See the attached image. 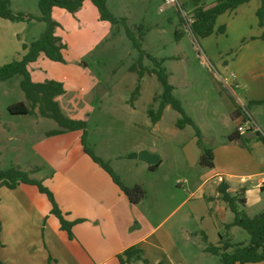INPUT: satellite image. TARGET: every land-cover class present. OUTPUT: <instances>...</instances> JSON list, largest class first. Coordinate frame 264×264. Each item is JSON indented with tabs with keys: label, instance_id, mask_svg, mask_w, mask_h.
I'll return each mask as SVG.
<instances>
[{
	"label": "rangeland",
	"instance_id": "rangeland-1",
	"mask_svg": "<svg viewBox=\"0 0 264 264\" xmlns=\"http://www.w3.org/2000/svg\"><path fill=\"white\" fill-rule=\"evenodd\" d=\"M214 1L177 0L169 5H163L162 0L106 1L108 10L116 17H124L136 37L142 32L141 48L163 59L162 66L173 86L172 94L194 125L179 127L177 121L182 114L169 105L154 125L147 109L158 107L162 91L159 81L154 74L145 72L139 81V92L132 98L138 83L139 52L126 37L123 25L100 20L90 0H84L75 14L60 7L52 10V18L58 23L55 35L65 44L64 61H52L40 54L27 65L33 81L54 79L63 83L64 92L55 96V100L65 116L85 121L86 145L117 175L120 173L122 179L142 183L147 190L140 203L131 205L124 222L126 227L143 235L169 214L162 225L169 229L173 243L154 240L165 248L151 251V258H159L157 264H220L216 255L205 250L208 244L217 245L218 233L227 234L233 242L249 240L243 228L225 227L233 219L231 211L226 209V216L224 212L222 215L216 202L207 204V196L215 195L218 171L236 159H250L247 145L250 139L229 141L228 136L243 122L239 117L234 118L235 113L232 117L233 107L239 106L242 115L248 114L252 107L240 94L246 89L259 92L261 76L244 69L253 60L251 55L259 61L264 50V27L257 24L258 18L251 7L254 3L250 2L219 15L210 35L193 34L188 18L194 6L196 3L209 6ZM37 3L38 0H10V7L13 11L38 16ZM183 16L186 23L181 22ZM222 24L225 29L218 32ZM44 28L45 23L36 19L24 22L0 18V66L20 58L22 44L37 38ZM252 36L258 39L256 43L250 40ZM141 65L148 69L153 66L145 56ZM20 79V75H14L0 81V169L18 166L27 170L29 166L39 165L41 170L37 175L47 177L48 182L65 181L72 193L76 192L75 205L83 196L94 213L101 166L83 153L80 130L48 137L44 135L46 130L59 127L53 119L40 115L37 109L32 114H11L7 110L16 101L28 104L19 86ZM256 108L259 128L264 130V105ZM255 139L259 140L257 136ZM206 149L212 151V166L199 163L200 154ZM140 150L158 156L161 163L157 171L151 173L148 164L137 158ZM130 153L136 154L132 161L126 159ZM160 179H166L161 191L155 189ZM236 192L241 195L240 191ZM254 194L252 189L247 192L250 205L243 207L249 216L259 207L253 202ZM43 198L48 202L45 194ZM184 198L187 199L178 206ZM190 213L196 216L183 222L189 230L187 235L172 228L180 216ZM211 213L217 221L225 219L226 223L218 231ZM137 218L140 226L135 223ZM90 225L96 226V220ZM107 226L110 237V224ZM110 262L119 264L116 259ZM127 264L146 263L132 260ZM243 264H264V261Z\"/></svg>",
	"mask_w": 264,
	"mask_h": 264
},
{
	"label": "crops",
	"instance_id": "crops-1",
	"mask_svg": "<svg viewBox=\"0 0 264 264\" xmlns=\"http://www.w3.org/2000/svg\"><path fill=\"white\" fill-rule=\"evenodd\" d=\"M250 2L254 3L251 7L256 14L260 0H249L243 4ZM250 40L256 43L258 39H256V36H252ZM260 47L262 46L260 45ZM22 53H24V50H22ZM253 55H251L253 60L250 59L248 67L244 71L250 73L253 71L256 76H261L258 80L259 92L256 93L255 91L246 89L240 95L246 98V101L252 105L247 116L259 127L256 118V107L262 103H251L249 101L264 99V50L260 53L258 62L254 60L255 57L253 58ZM235 86L239 87L237 84ZM238 102L241 105L240 99ZM235 109L236 106L231 110L232 117L234 113L236 114ZM235 116L234 118L239 117L242 119L243 115ZM160 118L154 122V125L159 123ZM47 131L49 130L44 132L45 136H48L46 135ZM51 136L55 135L48 137ZM248 139H250L247 142L250 159H236L231 165L218 171L216 173L218 176L216 186L220 180H224L229 184L231 192L241 191L245 199V206L247 207L250 205L247 192L250 189L254 190L255 194L252 199L259 206L256 212L258 213L264 208V186L260 187L264 184V143L261 140H256L255 137H248ZM126 159L132 161L135 157H127ZM85 163L90 165L88 161ZM87 164L84 165L87 166ZM149 165L147 167L148 171L151 173L157 171L158 165L154 169H149ZM90 169L92 170L93 168L91 167ZM22 170L30 173L29 177L40 180L42 183L44 182L43 184L51 190L59 210L64 214V218L68 221H73L71 227L73 237L69 238L67 233L59 228L57 218L50 213L51 205L49 206V201L47 202L43 198L44 194L39 192L36 186L20 183L14 188H8L0 183V261L2 264H113L110 261L113 259L117 260V254L132 245L142 250V257L146 259V264H157L159 258H151V251L153 249H161L163 251L165 248L154 240L159 241L161 239L164 242L173 243L169 229L164 228L162 225L169 214L151 226L150 230L146 231L143 235H140L139 231H132L129 226L126 227L124 222L129 217L131 205L140 203L144 198L137 203L129 202L104 169L100 168L98 170L103 175L102 173L99 174L100 184L96 186L98 202L96 208H94V213L90 212L91 205H89V202L83 196L77 199V206L75 205L76 202L73 200L76 201V192L73 194L65 181H62V184L56 183L55 180L48 182L47 177L37 175L41 170L39 165L29 166L27 170ZM98 171H95L96 175H98ZM118 174L119 178L127 186L142 184L139 182L128 183L122 179L120 173ZM51 177L53 178L54 176ZM247 183L250 184L249 189ZM165 184L166 179H160L155 183V189L161 191L164 189ZM256 189H259V191L257 192ZM145 192H147L146 189ZM186 199L184 198L178 206ZM212 201L217 203L219 212L222 215L224 212L226 216L225 210L228 207L225 202L218 198L217 191L215 195L207 196V204ZM151 207L152 211H150L153 212L154 207ZM194 214L190 213L189 215L180 216L172 228L176 229L179 233L184 232L182 234L187 235L189 230L184 226L183 222L188 218L196 216ZM94 220H96V226L92 227L90 223ZM224 222L225 219L217 221L214 214V227L217 231L221 228L222 224L226 223ZM135 223L139 226L141 224L138 218ZM144 223L148 225L145 221ZM107 224H110L111 227L110 237Z\"/></svg>",
	"mask_w": 264,
	"mask_h": 264
},
{
	"label": "trees",
	"instance_id": "trees-1",
	"mask_svg": "<svg viewBox=\"0 0 264 264\" xmlns=\"http://www.w3.org/2000/svg\"><path fill=\"white\" fill-rule=\"evenodd\" d=\"M83 1L84 0H38L39 15L33 16L19 11H13L10 7V0H0V18L24 22L36 19L45 23L44 30L37 38L30 41L28 44H22L24 53L20 58L12 59L0 66V81L7 80L14 75L21 76L19 86L24 92V96L28 102L27 104L23 101H16L9 104L7 110L11 114H32L37 109L40 115L53 119L59 127L47 131L46 135L48 136L80 130L82 151L110 175L113 182L119 187L129 202L137 203L144 198L145 189L140 184H134L132 186L124 184L109 164L97 156L92 148L86 145L85 121L67 117L62 113L58 102L55 100V96L64 92L63 83L54 79L33 81L27 68V65L36 61L40 54H43L52 61H64L62 49L65 47V44L61 41L59 36L55 35V27L58 23L52 18V10L55 7H60L71 14H75L83 4ZM106 1L107 0H90L97 9L98 18L100 20L109 21L114 24L121 23L123 25L126 37L130 40L132 47L139 52V70H137L138 83L132 92V98L138 94L140 88L139 81L145 72L154 74L161 85L162 91L159 95L157 109L153 110L151 106L147 109V114L150 116L151 121L153 123L156 122L160 118L164 107L169 105L182 114V118L177 121L179 127H183L184 124L194 125L192 119L184 113L179 100L172 94L173 86L168 82V73L162 66L163 59H157L141 48L140 39L143 35L142 32L140 31L139 36L136 37L133 30L125 23L124 17H116L108 10ZM248 1L249 0H215L213 4L209 6L196 3L191 13L188 27L195 35L208 36L215 30L216 19L219 15L233 11L239 5ZM263 13L264 0H260V5L256 10V16L258 18V24L261 27H264ZM181 22L186 23L187 19L183 16ZM224 29L225 26L220 25L217 31L223 32ZM143 56L147 57L153 64L151 68L148 69L141 65ZM131 70L134 71L135 66L132 65ZM249 102L264 104V99L252 100ZM235 111L236 116L242 114L239 106H236ZM242 121L250 122L252 119L245 114L242 116ZM195 134L196 136L199 135V130L197 128ZM257 137L264 143V137L260 133H257ZM241 139L248 138L240 134L237 128L228 136L229 141H238ZM127 157H136V154L130 153ZM159 162L160 159L158 158L155 164L149 165V169H154ZM199 163L203 166L213 165V154L210 149H206L200 154ZM0 183L8 188H14L20 183L36 186L38 191L45 194L50 202V213L57 218L59 228L64 230L69 238L73 237L71 231L73 221H68L64 218V214L59 210L51 190L44 186L40 180L29 177L27 172L18 166H11L7 169H0ZM263 186L264 184L260 187L262 188ZM216 191L218 193V198L225 202L226 206L233 214L232 221L226 223L225 227L228 228L231 225H237L243 228L248 233L249 240L246 243L232 242L227 235L219 234L218 244H208L205 250L216 255L220 264H243L264 261V208L252 216L247 215L243 211V207L245 206L244 197L242 194L239 195V192H231L229 190V184L224 180L219 181L216 186ZM116 258L119 264H127L132 260H141L146 263V259L142 257V250L135 245L124 249L121 253L117 254ZM0 264H2L1 261Z\"/></svg>",
	"mask_w": 264,
	"mask_h": 264
},
{
	"label": "built area",
	"instance_id": "built-area-1",
	"mask_svg": "<svg viewBox=\"0 0 264 264\" xmlns=\"http://www.w3.org/2000/svg\"><path fill=\"white\" fill-rule=\"evenodd\" d=\"M162 2H163V5H169L174 2H177V0H162ZM160 8H162V6ZM188 20L190 21V18H188ZM236 128L240 134H244L245 132L252 131V132L260 133L264 137V130L260 129L253 121H250V122L243 121Z\"/></svg>",
	"mask_w": 264,
	"mask_h": 264
},
{
	"label": "water",
	"instance_id": "water-1",
	"mask_svg": "<svg viewBox=\"0 0 264 264\" xmlns=\"http://www.w3.org/2000/svg\"><path fill=\"white\" fill-rule=\"evenodd\" d=\"M243 135L247 138L255 137L257 136V132H245ZM137 158L139 160L145 161L147 164H155L158 161V156L156 154L149 153L146 150H140L137 153Z\"/></svg>",
	"mask_w": 264,
	"mask_h": 264
}]
</instances>
